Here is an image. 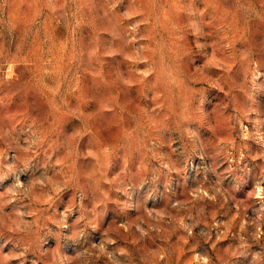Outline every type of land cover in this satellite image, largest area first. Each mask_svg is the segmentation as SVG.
Wrapping results in <instances>:
<instances>
[{"label": "rangeland", "instance_id": "1", "mask_svg": "<svg viewBox=\"0 0 264 264\" xmlns=\"http://www.w3.org/2000/svg\"><path fill=\"white\" fill-rule=\"evenodd\" d=\"M0 264H264V0H0Z\"/></svg>", "mask_w": 264, "mask_h": 264}]
</instances>
